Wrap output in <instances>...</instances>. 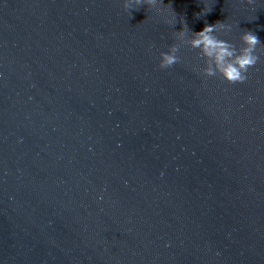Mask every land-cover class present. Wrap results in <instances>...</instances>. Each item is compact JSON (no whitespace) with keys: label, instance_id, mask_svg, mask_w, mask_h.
Returning <instances> with one entry per match:
<instances>
[{"label":"water","instance_id":"1","mask_svg":"<svg viewBox=\"0 0 264 264\" xmlns=\"http://www.w3.org/2000/svg\"><path fill=\"white\" fill-rule=\"evenodd\" d=\"M163 3L0 0V264H264V0ZM181 18L254 32L248 78L161 69Z\"/></svg>","mask_w":264,"mask_h":264},{"label":"clouds","instance_id":"2","mask_svg":"<svg viewBox=\"0 0 264 264\" xmlns=\"http://www.w3.org/2000/svg\"><path fill=\"white\" fill-rule=\"evenodd\" d=\"M251 2V0H249ZM125 9H134V6L146 5L153 8L157 13L162 14L163 22L174 26L176 14L167 13L160 5H165L163 0H123ZM211 9L204 5L202 13L206 14ZM183 25L180 31L174 35L179 43L169 46L168 50L160 53L159 67L167 69L180 61L178 52L182 45H188L198 50L199 56L203 59V66L196 70L205 78L217 77L228 83H243L248 77V71L254 67L260 59L259 52L262 45L258 36L249 30H241L237 46L227 39L221 38L220 34L227 35L236 27L233 23L217 21L214 24H205L202 30L192 32L181 18Z\"/></svg>","mask_w":264,"mask_h":264}]
</instances>
